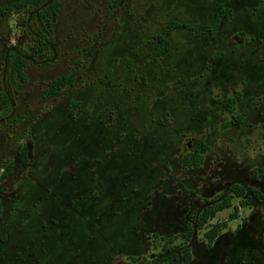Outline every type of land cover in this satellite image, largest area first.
I'll use <instances>...</instances> for the list:
<instances>
[{
	"label": "rangeland",
	"instance_id": "obj_1",
	"mask_svg": "<svg viewBox=\"0 0 264 264\" xmlns=\"http://www.w3.org/2000/svg\"><path fill=\"white\" fill-rule=\"evenodd\" d=\"M58 2L50 22L28 9L0 16V52L16 46L43 60L26 63L24 84L3 75L0 95L15 99L18 119L0 123V170L25 147L33 170L59 180L45 193L28 188L19 206L35 203L33 218L0 202L1 261L153 264L172 252L181 259L188 247V264H264V0H230L213 34L205 29L215 0ZM156 33L170 46L153 59ZM42 34L52 49L35 58ZM72 71L73 83L42 99L48 81ZM237 92L228 112L224 102ZM199 140L208 146L203 162L183 166ZM53 151L67 154L66 165ZM25 173L13 165L0 185L10 194ZM227 194L230 206L202 228L190 221ZM215 226L209 241L204 232Z\"/></svg>",
	"mask_w": 264,
	"mask_h": 264
},
{
	"label": "trees",
	"instance_id": "obj_2",
	"mask_svg": "<svg viewBox=\"0 0 264 264\" xmlns=\"http://www.w3.org/2000/svg\"><path fill=\"white\" fill-rule=\"evenodd\" d=\"M11 9H28L31 11V13L36 14L37 17H39L41 20H45L46 22H50L51 20L49 18H52L54 16H57L59 13V2L58 0H12L10 5L4 8H0V15L3 17L6 16ZM232 12V9L229 5L228 0H217L215 3L214 8V21L209 26L206 27V32L213 34L216 29L218 28L220 22L227 18ZM177 26L176 22H171L170 27L174 28ZM186 28L192 30L195 34H201V30L196 29L194 27H191L190 25H186ZM204 30V31H205ZM43 35V34H42ZM37 36L35 37L32 48V54L34 57H42L46 55L48 51L52 49L51 42L46 40V37L43 36ZM154 38L156 40V44L154 46V49L152 50L151 57L153 59L158 58L159 56L163 55L170 46V40L165 34L162 33H156L154 35ZM28 51L24 52H16L10 54L9 56V67L11 68V76L14 79H20V85L24 84L26 81V75H25V65L26 63H34L36 62H43V60H34V58L31 55H27ZM29 53V52H28ZM53 56H51V59ZM48 61V59H47ZM76 71H72L65 75H60L56 77L55 79H52L47 82L46 88L42 92V99H48L50 97H53L57 95L64 87L67 85L73 83L74 77H75ZM241 99V93L237 92L234 96L229 97L224 102V108L228 112H232L234 105L237 101ZM1 102L7 101V96L5 93H2L0 95ZM193 150L189 154L183 156L181 159V163L183 166L186 167H197L203 162V154L208 149V146L204 144L202 141H195L192 144ZM11 168V164L3 170L4 176L9 169ZM237 196H241L244 193V189L240 186H232L230 188ZM256 197H261L262 194L258 191H255ZM231 194H227L222 198L221 201L217 202L214 205H209L201 211V213L198 215L196 212H193L190 216V221H195L196 225L200 228L204 226L207 219L210 217H213L215 213L219 210H222L224 208H227L231 204ZM235 213H232L230 215L231 218L234 217ZM226 223L224 222L222 226H225ZM214 229L207 230L204 232V235L208 238L210 241L213 239V237L216 235V233L219 230L218 226L213 227ZM193 231V226L191 223L187 225V229L185 232H182L180 235L183 236L184 241H188L191 238ZM173 238H169L168 241H172ZM209 245V244H208ZM191 260V252L188 247L183 248L182 251V257L179 258L178 254L175 252L166 254L160 258H158L153 264H178L180 261L183 264H188Z\"/></svg>",
	"mask_w": 264,
	"mask_h": 264
},
{
	"label": "flooded vegetation",
	"instance_id": "obj_3",
	"mask_svg": "<svg viewBox=\"0 0 264 264\" xmlns=\"http://www.w3.org/2000/svg\"><path fill=\"white\" fill-rule=\"evenodd\" d=\"M216 1L217 0H215V2H214V8H215ZM228 2L230 5V0H228ZM0 16H2V15H0ZM182 26H184V24H182ZM14 51L19 52V50L16 48V46L15 47L14 46H7L4 50H1V52H0V58L3 54V63L5 65V66H2V64L0 65V88L2 89V91H3V87H6L3 83V75H5L6 73L11 74V68L9 67V56ZM4 92L7 96V101L1 102V100H0V106L3 107V115L0 117V123H5L6 121L9 123H12L13 121L15 122L16 119H18L17 118L18 115L16 114L17 113V108H16L17 103H16L15 99L11 98V96L8 94V92H6L5 89H4ZM70 127H72V126H70ZM39 153L42 157L44 156L45 151L43 150V148H41ZM49 154H50L49 157H51V159L53 157V159H55L57 161L59 160L61 165H66L67 157H68L67 154L64 156L61 153L58 154L54 151H53V153H49ZM26 160H27V151H26L25 147L21 151V156H18L16 154L13 155V158L11 160L12 163H9V164H11L10 169H12V166L14 165L17 172H20V171L22 172L24 170V171H26V173L23 176V178H21L17 182L14 190L12 192H10V194L6 193L5 190L2 188V185H0V202L3 200L11 202V204L13 203L11 205L12 210H17L20 214H25L26 218H30V217L33 218L32 216H34V214H35V212H34L35 211V203H33L29 206H26L27 208H25V209H23L22 206H19L21 201L24 199V196H26V194L28 193V188H30L32 185H34V183H37L39 186H42L43 191L45 193L51 189V188H49V186H47L48 184L52 185V183L55 182L54 187H56L57 186L56 182L59 183V180H55L53 178V174L51 172L45 173L42 170L41 171L33 170L34 168L30 164H28ZM9 164H6L0 170V177L3 175V170H5V168L7 166H9ZM33 181H35V182H33ZM42 182H44L45 185H43ZM56 193H57L56 191H54L52 193L53 199L56 198ZM58 202L62 203V200H58ZM12 210H11V212H12ZM36 210H37V208H36ZM0 240L4 241L5 239L3 237H0ZM29 242H30L29 240L23 242L21 244V249L22 250L25 249V248L23 249L25 243L27 246H31L32 243H29ZM7 249L8 248L1 249L3 254H7ZM15 254H19V251H17ZM9 261L13 263V261H14L13 257ZM9 261H6V263H3L1 261V258H0V264H7Z\"/></svg>",
	"mask_w": 264,
	"mask_h": 264
}]
</instances>
